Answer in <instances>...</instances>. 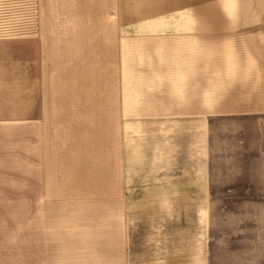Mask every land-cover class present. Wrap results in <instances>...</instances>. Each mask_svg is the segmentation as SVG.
I'll use <instances>...</instances> for the list:
<instances>
[{
	"label": "rangeland",
	"instance_id": "obj_1",
	"mask_svg": "<svg viewBox=\"0 0 264 264\" xmlns=\"http://www.w3.org/2000/svg\"><path fill=\"white\" fill-rule=\"evenodd\" d=\"M120 13L104 37L0 45V196L26 189L22 180L67 178L62 187L76 186L83 200H93L87 197L97 190L105 200L119 188L133 195L154 187L155 177L162 185L177 174L183 180L201 162L194 159L190 122L178 114L184 94L203 90L207 108L214 88L217 98H227V70L244 62L240 36L264 33V0H122ZM248 45L264 56V41ZM170 107L179 112L166 115ZM173 120L174 135L167 128ZM219 124L209 120L207 126L211 166H217L215 140L230 138L224 134L230 126ZM121 174L124 182L117 180ZM180 204L175 210L165 205L159 228L147 225L156 215L133 204L126 214L135 255L144 254L146 242L152 264H264V245L258 252H231L247 246H230L223 237L227 207ZM83 220H108L107 211H87ZM209 225L206 254L202 226ZM156 229L166 234L161 258L153 253Z\"/></svg>",
	"mask_w": 264,
	"mask_h": 264
},
{
	"label": "crops",
	"instance_id": "obj_2",
	"mask_svg": "<svg viewBox=\"0 0 264 264\" xmlns=\"http://www.w3.org/2000/svg\"><path fill=\"white\" fill-rule=\"evenodd\" d=\"M121 6L122 0H0V45L104 37L108 22L119 23ZM240 39L246 45L244 62H234L232 70H227V98H217L213 87L214 104L207 108L205 92L190 89L184 94L187 98L181 113L174 107L166 109V115L183 114L190 122L188 135L194 139V159L201 161L197 167L183 174V180L177 174L170 177V184L162 185L160 177H155L154 187H140L133 195L130 188H119L112 196L107 193L105 200H100L98 190L87 197L93 200H83L76 186L62 187L70 183L67 178L22 180L26 189L0 196V264H152L146 242L141 249L144 254H134L126 212L135 203L148 215H156L155 223L147 225L157 228L165 225L161 212L165 205L171 204L166 208L172 210L179 209L181 202L187 203L185 207L205 210L227 207L229 215L222 227L228 230L223 237L229 243L224 242L247 246L231 252H258V245H264V56L250 51L248 43L258 40L260 44L264 33H244ZM221 98L233 101L221 103ZM207 118L216 125L230 126L224 132L230 138L219 137L214 143L217 166L210 165ZM170 122L168 130L175 125V120ZM169 134L174 135V129ZM117 180L124 182L122 174ZM51 184L58 186L50 188ZM67 188L73 190L65 191ZM98 208L106 209L108 220H83L85 212ZM177 220L172 219V224ZM202 227L203 247L208 254L211 227ZM155 232L159 246L153 253L161 258V251L167 248L165 229ZM177 234L175 231L170 237L174 243L178 241L174 250L181 246ZM140 257L143 262L137 263ZM154 261L167 264L163 259ZM192 264L206 263L199 260Z\"/></svg>",
	"mask_w": 264,
	"mask_h": 264
}]
</instances>
